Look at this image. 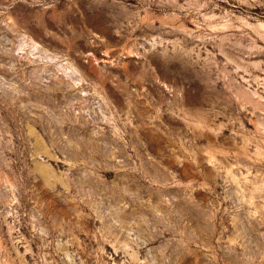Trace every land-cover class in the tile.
Segmentation results:
<instances>
[{"label":"clouds","instance_id":"obj_1","mask_svg":"<svg viewBox=\"0 0 264 264\" xmlns=\"http://www.w3.org/2000/svg\"><path fill=\"white\" fill-rule=\"evenodd\" d=\"M0 264H264V0H0Z\"/></svg>","mask_w":264,"mask_h":264},{"label":"rangeland","instance_id":"obj_2","mask_svg":"<svg viewBox=\"0 0 264 264\" xmlns=\"http://www.w3.org/2000/svg\"><path fill=\"white\" fill-rule=\"evenodd\" d=\"M189 27H192V25L189 24ZM163 149H167L169 152H174L175 151V148L174 147H169V145L167 144V142H164ZM163 149H162V151H163ZM206 159H208L209 165H211V163H213L215 160H221V162H223V158L222 157L216 156L212 152H209L208 153Z\"/></svg>","mask_w":264,"mask_h":264}]
</instances>
